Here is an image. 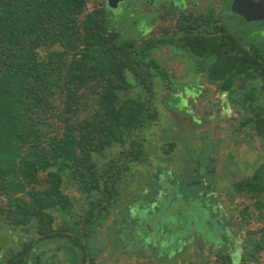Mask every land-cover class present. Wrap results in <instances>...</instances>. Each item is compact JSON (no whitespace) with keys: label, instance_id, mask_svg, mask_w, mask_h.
I'll use <instances>...</instances> for the list:
<instances>
[{"label":"trees","instance_id":"obj_1","mask_svg":"<svg viewBox=\"0 0 264 264\" xmlns=\"http://www.w3.org/2000/svg\"><path fill=\"white\" fill-rule=\"evenodd\" d=\"M222 1L224 16L230 0ZM207 9L180 14L175 28L139 41L123 35L105 0H0V230L17 233L21 247L3 250L0 264H49L38 249L52 241H63L71 264L93 262L87 241L100 216L117 207L119 162L136 152L139 134L154 122L155 102L187 127L199 124L186 101L173 98L184 86L200 87L197 79L191 87L171 81L178 64L185 75L187 63L191 75L215 84L222 112L246 113L241 126L250 125L264 144V43L212 23ZM163 155L159 164H168L166 149ZM234 190L264 207L259 172ZM246 208L240 215L252 220ZM24 228L35 235L26 243ZM253 246L254 254L264 250V237ZM217 260L235 264L221 254Z\"/></svg>","mask_w":264,"mask_h":264},{"label":"rangeland","instance_id":"obj_2","mask_svg":"<svg viewBox=\"0 0 264 264\" xmlns=\"http://www.w3.org/2000/svg\"><path fill=\"white\" fill-rule=\"evenodd\" d=\"M219 1L221 0H200L193 10L203 15L208 11L207 8L212 9L215 15L213 20L225 25L231 33L241 38L246 37L247 40L252 39L258 44L264 43V24H250L241 17L235 16L230 9L232 0L225 7L226 15H219L218 12L221 6L223 7V1ZM123 2H125L124 5H119V8H109V14L113 15V20L116 21L115 24H118L125 37L129 36V38H136L139 41L147 39L151 32L160 30L159 27H162L163 24L161 23L162 18L170 10V6L160 4V0H125ZM194 3L191 0L190 4L194 6ZM181 4L186 5L184 2ZM116 5L117 0H115L114 6ZM89 8L93 9L94 4L90 3ZM144 33L145 35H142ZM175 58L178 62L185 64L184 59ZM172 61L178 64L176 60ZM161 62L163 63V59H161ZM174 62L171 63L170 61L172 68L176 67ZM177 66L176 76L171 81L183 86L188 84L191 87V84L197 79L200 87L199 91L195 92L194 88L188 90L187 86H184L185 91L177 89L173 94V98L179 94L180 98L186 101L188 108L193 111V120L199 124L187 127L183 122V118L177 116L178 114L175 117H169L168 115L171 112L166 113L163 104L155 102L154 111H156V115L153 118L154 122L139 134L138 142H136V152L133 156L130 159L125 158L126 162L123 159L119 162L117 172L120 182L118 185V200L116 201L117 207L110 215L102 214L100 216L98 223L95 225L98 233L94 238L87 241L91 250L97 255L93 258L92 263L86 262L85 264H221L217 260L218 255H205L206 253L199 252L200 248L193 246L194 244L186 246L182 243L183 241L178 243L173 241L172 238L169 243L164 237L161 240L159 232L162 233V230H164L163 235L165 237L168 235L170 225L167 223H159L158 218L155 219L156 223L151 225L147 222L148 216L146 217L144 213L149 212L150 214V210L146 209L147 207L155 210L160 205L169 206L168 204H170L166 202L164 193L159 192L156 187V184L161 183L160 179L163 180L161 185L167 183V185L169 184L168 188L171 191L173 190L172 193L174 194L170 193L169 198L182 196L188 201L184 204L189 206H198L196 203L194 204V201L197 199L202 201L201 192L203 190L201 189H207L206 192H210V198L208 197L202 202L213 199V203L223 204L228 213L229 222L236 234H241L243 238L242 249L239 250L243 253L236 264H264V250L258 254H254L253 250V244L262 241L264 237L261 232L262 229L264 230V216L262 220H259L260 215H264V207L259 209V207H256L257 204H255L254 199L244 193L237 196L238 193L234 190V184L237 181L243 177H251L255 171L264 176V144L260 145L259 139L255 136L250 125L241 126V119L247 116L246 113L241 118L237 117V122L234 123L230 121L228 114H221V100L215 84L210 83L205 76L191 75L189 73L190 66L187 63L185 72L188 71L189 74L186 72V75L183 66L180 64ZM155 90L159 93L160 89L158 90L155 87ZM164 98L165 96H160V100ZM171 128L176 129L174 133H172ZM233 133V140L237 143L234 146L229 144L231 148L228 149L224 147L227 143L225 141L227 137L225 136L228 134L231 136ZM142 139L145 141H142ZM218 141H221V147H224L222 149L224 159L222 160L225 163L217 172L213 171L215 164H211L210 167L203 166L204 158L202 155L206 156L207 152L212 149L214 151L215 144ZM231 141L229 139L228 143ZM165 149L168 151L169 159L171 162L173 161L168 165L159 164L160 161H166L163 158ZM128 160L130 161L128 162ZM199 163L200 167H198ZM206 167L210 170V174L205 171ZM197 176H202V179L206 181V183L201 184L203 186H192V179ZM233 197L235 198L231 200ZM178 202L179 200H175L171 205L176 208ZM80 203L81 208L85 210L87 205L83 201ZM245 207H247L246 209L252 220L240 215V211ZM155 212L158 213V210ZM139 213L141 214L140 219H138ZM165 215L167 216L164 218H170L172 222H177L176 220L180 219L184 224L186 221L183 217L184 212H179L178 208L175 210L171 208ZM82 217L83 212L80 214V218ZM144 221H146L145 226L149 229V232L150 226H152V232L156 235L142 229ZM135 222L142 227L140 228L141 232H138V236L131 235ZM157 225L166 228H158ZM179 226L176 228H179ZM5 232L2 229L0 230V238ZM115 233L120 235L121 240ZM12 236L13 238L10 239L8 236L5 241L0 239V253H3V250L16 251L21 248L17 233L15 235L11 233ZM30 237L34 238L35 235L27 234L26 238L24 237V242L26 243ZM85 240L86 238L82 239L81 242L84 243ZM209 244L211 245V243ZM62 245L63 241H52L44 244L38 250H41V252L47 251L41 257L48 260L47 263L49 264H71L69 251L64 249ZM214 248L209 250L216 252ZM217 248H219L217 253L220 254L222 248Z\"/></svg>","mask_w":264,"mask_h":264},{"label":"crops","instance_id":"obj_3","mask_svg":"<svg viewBox=\"0 0 264 264\" xmlns=\"http://www.w3.org/2000/svg\"><path fill=\"white\" fill-rule=\"evenodd\" d=\"M220 112H221V114L223 113L222 111H220ZM230 112H232L234 114V116L230 115V117H229L230 121L233 123L237 122L236 121L237 117L241 118L245 114V113L240 112L236 108H232V110H230ZM225 114H228V112H225V110H224V113L222 115H225ZM233 136H234V133H233V135L231 134V136L229 134L225 136V137H227V140H225L227 143H225L224 147L229 149V148H231L229 144H231L233 146L236 145L237 141L233 140ZM236 137H237V134H236ZM247 137H248V134H247ZM229 139L232 140L230 143H228ZM222 141H224V140H222ZM224 147H221V141H218V143L215 144V151L216 152H215V154L213 153L214 159L211 163V164H215V166H214L215 168L213 169V171L218 172L221 169L222 165L225 163V161L222 160V159H224L223 158L224 153L222 151V149ZM172 162L170 161L169 163H172ZM168 164H165V165H168ZM175 164H177V163L175 162ZM197 179L201 180L202 177H198ZM192 180L194 183L195 179H192ZM161 181H162V179H161ZM205 183H206V181H205ZM158 184H156L158 191L165 193L169 184L168 185H167V183H164V185H161L160 183H158ZM169 189L170 188H168V190ZM168 190H167V192H168V194H170L169 191H171V189L169 191ZM201 190H203L201 192V195H202L201 199L203 201L204 199H207L210 196V194H209L210 192L209 191L206 192L207 189H201ZM201 190H199V191H201ZM168 197H169V195H168ZM175 200H179L178 204H176V208H174L171 205ZM192 201H194V200H192ZM166 202H167V200H166ZM184 202H188L187 200L184 199V197L174 196L173 198H170V204H168L169 206H166V205L161 206L160 205V206H158L157 209H155V210L152 209L150 214L154 213L156 210H158V213L155 212L154 214H152L150 216V219H148V221H150L149 222L150 225L152 223H156L155 219H157V218L159 220V223L165 222V224L167 223L168 225H170L167 237H165L163 235L164 230H162V233L159 232L160 233L159 238L163 239V237H164V239H166L170 243L171 238L174 236V238L177 239L176 241H178V243H179V241L180 242L183 241L182 243L185 244L186 246L189 244H191V245L194 244L193 246L196 247V244L194 242L195 240L194 239L192 241L188 240V242H186L187 241L186 237H188V239H189L190 234H192L196 231L197 226L195 227V225H198L201 227L200 230H203L202 228H204V230L202 232L204 235H202V238H204L207 241V242H205V243H208L206 245L210 246V247H206V248H200L201 251L199 250V252H201L203 254L206 253L205 255H214L215 256V255H219L217 253L219 248H217V247H221L222 251L220 254L223 255L226 259L231 260L233 263L236 264V262L240 259L241 254L243 253V252L239 251L242 249L243 244H240L239 247L235 246V241H238L236 239L237 234H236V231L234 230V228L232 227L231 223L229 222L230 221L229 216H228V213H227L224 205L219 203V202L213 203V201L211 199L206 200L205 202H199V199L195 200L194 204L196 203L198 206H194V205L189 206V205L184 204ZM171 208H173V210L178 208L179 212H181V211L184 212L183 217L186 219L184 224H183V222H181L180 219L176 220L177 222H172L170 220V218H167V219L164 218L165 216H167L164 214L165 213L164 211H166L168 213L171 210ZM182 215H183V213H182ZM188 224H193V225H190V227H191L190 230H185L186 226ZM177 226H179V228H176ZM151 227L152 226H150V233L153 235H156L155 233L152 232L153 230ZM157 227L162 228V229L166 228L164 226L160 227L159 225H157ZM173 229L175 230V232L173 231ZM7 234L9 237L11 236L10 233H7ZM241 242H242V240H240L239 243H241ZM209 243H213L211 245H213L215 247L214 249H216V252L213 250L212 251L209 250V249H213V248H211V245ZM174 252H176V251H174ZM238 253H240V254L238 255Z\"/></svg>","mask_w":264,"mask_h":264},{"label":"flooded vegetation","instance_id":"obj_4","mask_svg":"<svg viewBox=\"0 0 264 264\" xmlns=\"http://www.w3.org/2000/svg\"><path fill=\"white\" fill-rule=\"evenodd\" d=\"M123 1H125V0H119V2H118V0H117V5L116 6H114L115 5V0H110L109 1V3H110V5H112V6H109L108 4H106V0H105V4L108 6V8H116V7H118L119 8V5L120 6H123L124 5V3L125 2H123ZM151 1V0H150ZM195 3H194V6L192 5V4H190V2H191V0H185V1H183V0H160V4H162V5H169L170 6V10L166 13V15L164 16V18H162V22L161 23H163L162 24V27H167V28H169V29H172V28H175V19H176V17L177 16H179L180 14H183V13H186V12H188V11H191L193 8H196L197 6V4H198V2L200 1V0H193ZM186 3V5H183V4H181V3ZM113 3H114V5H113ZM191 6H193L192 8H191ZM236 16V15H235ZM238 17H240V16H238ZM242 19V18H241ZM213 21L214 20H211V22L213 23ZM245 21V20H244ZM247 23H249V22H247ZM252 23H259V24H264V22H250V24H252ZM159 28H161V27H159ZM152 33V32H151ZM251 41H254V40H252L251 39ZM220 109V108H219ZM222 111V110H221ZM218 112H219V110H218ZM224 113V112H223ZM222 113V114H223ZM217 114V113H216ZM219 114V113H218ZM212 154H213V152L212 153H207L206 154V156L204 157V160H203V162H204V164H203V166H206L207 165V167H210L211 166V163H212V161H213V157H212ZM198 167H200V163H199V166ZM207 167L205 168V171L207 172V173H209V169H207ZM210 174V173H209ZM198 177H202V176H197L196 178H194L195 179V181H194V183L192 184V186H203V185H201V184H203L205 181L203 180V179H201V180H198L197 178ZM189 188V187H188ZM168 190V189H167ZM167 190L165 191V193H164V197L166 198V200H167V203H170V198L168 197V192H167ZM170 190V189H169ZM173 192V190L171 191V192H169V193H171V194H174V193H172ZM168 199H169V201H168ZM202 200V199H201ZM199 202H202V201H200L199 200ZM215 202V201H214ZM216 203V202H215ZM146 209H148V210H150V213H151V211H152V209L153 208H149V207H147ZM146 209H144V210H146ZM165 213L164 214H167V212L166 211H164ZM145 214V216L147 217L148 216V218H147V222L149 223L150 221H148V219H150L149 217H150V214H149V212H144ZM148 213V214H147ZM143 215V216H144ZM140 217H141V214L139 213L138 214V219H140ZM143 222V221H142ZM145 223H146V221H144V225H143V228L142 227H140L139 226V224H137V222H135V224H134V226L132 227V234L131 235H136V236H138L139 234H138V232H141V230H140V228H142V229H144V230H146V231H148L149 232V229L148 228H146V226H145ZM191 225H193V224H191ZM197 226V227H196ZM195 227H196V231L194 232V233H192V234H190V238L188 239V237H186L187 239V241L188 240H195L194 242H195V244H196V247L198 246V248H206V247H209L208 245H206L205 244V242H207L204 238H202V235H204L202 232H203V230H204V228H202L203 230H200L201 229V227L200 226H198V225H195ZM191 229V227L189 226H187L186 227V229L185 230H190ZM173 231L175 232V230L173 229ZM183 231V230H182ZM173 232V233H174ZM184 232V231H183ZM131 233V232H130ZM129 233V234H130ZM150 233V232H149ZM8 234L5 232V233H3V236H2V238H0L1 239V241H5V240H7L8 238ZM167 237V236H166ZM137 238H139V237H137ZM173 238V241H175V242H178V241H176L177 239H175L174 238V236L172 237ZM237 240L238 241H235V246L236 247H239L240 246V244H243V238L241 237V234H239V235H237ZM240 240H242V242L241 243H239L240 242ZM186 241V242H187ZM174 243V242H173ZM211 244H213V243H211ZM177 245V244H176ZM174 247H175V243H174V245H173ZM213 245H211V248H214V246L212 247ZM240 254V253H239Z\"/></svg>","mask_w":264,"mask_h":264},{"label":"water","instance_id":"obj_5","mask_svg":"<svg viewBox=\"0 0 264 264\" xmlns=\"http://www.w3.org/2000/svg\"><path fill=\"white\" fill-rule=\"evenodd\" d=\"M109 1L106 0L107 4L111 6ZM230 9L246 22L264 21V0H232ZM21 232L28 234L30 228L21 229Z\"/></svg>","mask_w":264,"mask_h":264}]
</instances>
